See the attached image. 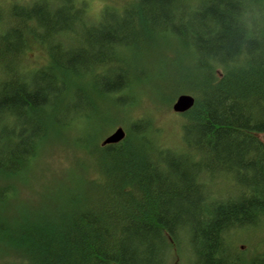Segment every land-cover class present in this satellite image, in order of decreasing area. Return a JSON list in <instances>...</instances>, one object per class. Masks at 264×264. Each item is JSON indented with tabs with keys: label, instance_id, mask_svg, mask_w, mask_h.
Listing matches in <instances>:
<instances>
[{
	"label": "trees",
	"instance_id": "obj_1",
	"mask_svg": "<svg viewBox=\"0 0 264 264\" xmlns=\"http://www.w3.org/2000/svg\"><path fill=\"white\" fill-rule=\"evenodd\" d=\"M0 29V264H264L234 243L264 225V0H127L98 21L79 0L1 3ZM33 44L50 63L31 71ZM168 63L162 102L195 98L178 145L130 117ZM59 141L73 166L22 200Z\"/></svg>",
	"mask_w": 264,
	"mask_h": 264
},
{
	"label": "rangeland",
	"instance_id": "obj_2",
	"mask_svg": "<svg viewBox=\"0 0 264 264\" xmlns=\"http://www.w3.org/2000/svg\"><path fill=\"white\" fill-rule=\"evenodd\" d=\"M30 1L32 0H0V4L2 3L5 6L10 7L14 4L26 5L29 4ZM125 1L127 0H79V4L86 2L90 18L98 21L99 17H101L102 11L107 5L118 8L121 7ZM55 3H57V1ZM47 49L48 48L42 45H31L24 61L27 68H30L31 71H33L41 67L48 66L50 63V55ZM164 65L165 64H162L161 67L158 66L153 72L151 71L153 77L149 78L153 83H157V86H153L154 88L152 89L147 88L139 90L141 104L130 117H142L141 114L144 112H148V115L150 116H155L165 130V139L167 142L175 144L180 140L181 130L179 124L182 118L172 111L171 106L173 104L169 106L167 105L171 102L163 103L161 100L163 97L167 98V96L172 94V92L167 93V88L162 83V79L171 72L172 65L170 63L165 66ZM0 70L1 75L3 70L1 66ZM146 81L148 82V79ZM71 131L73 130H70V132ZM92 131H94V129ZM73 132H71V134ZM92 134L97 135L98 133L92 132ZM178 144L179 143H177V145ZM45 146L46 148L43 151L44 154L41 155L34 167L35 169L32 170L35 175L30 180L29 185H31V188H27L25 185H22L19 189L20 198L22 200L38 202L40 200L39 195L42 194L48 187L46 183L48 178H50L51 173L58 174L64 169L73 166V162L76 161L75 157H73V147L68 142H49ZM236 234L237 231L232 233V236L235 237ZM237 239L238 242H235L234 239L232 240L242 251L248 253L250 252L247 257H253V253L258 254L264 252V225H258L250 231H242L238 233Z\"/></svg>",
	"mask_w": 264,
	"mask_h": 264
},
{
	"label": "water",
	"instance_id": "obj_3",
	"mask_svg": "<svg viewBox=\"0 0 264 264\" xmlns=\"http://www.w3.org/2000/svg\"><path fill=\"white\" fill-rule=\"evenodd\" d=\"M194 100L192 97L187 95L180 96L173 104V111L175 113H184L192 108ZM125 137V131L123 128H117L110 136H108L104 144L111 145L121 142Z\"/></svg>",
	"mask_w": 264,
	"mask_h": 264
},
{
	"label": "bare ground",
	"instance_id": "obj_4",
	"mask_svg": "<svg viewBox=\"0 0 264 264\" xmlns=\"http://www.w3.org/2000/svg\"><path fill=\"white\" fill-rule=\"evenodd\" d=\"M182 95H187V96L192 97L193 100H194V103H195V98H194L192 95H189V94H182ZM182 95H180V96H182ZM180 96H179V97H180ZM179 97H178V98H179ZM178 98H177V99H178ZM177 99H176V100H177ZM193 106H194V104H193ZM193 106H192V107H193ZM172 107H173V106H172ZM190 109H191V108H190ZM190 109H189V110H190ZM189 110H188V111H189ZM186 112H187V111H186ZM124 131H125V130H124Z\"/></svg>",
	"mask_w": 264,
	"mask_h": 264
}]
</instances>
